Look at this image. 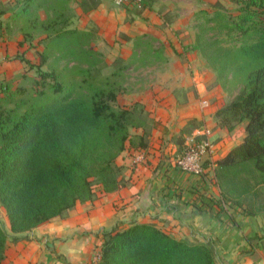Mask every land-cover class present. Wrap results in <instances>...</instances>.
<instances>
[{"label":"trees","instance_id":"1","mask_svg":"<svg viewBox=\"0 0 264 264\" xmlns=\"http://www.w3.org/2000/svg\"><path fill=\"white\" fill-rule=\"evenodd\" d=\"M233 1L239 8L229 30L257 36L225 61L230 65L244 60L248 70L240 93L219 107L214 117L217 126L228 132L242 123L245 126L243 140L217 160L215 179L223 202L255 217L264 213V206L256 209L253 198L257 193L252 192L259 186L264 188V0ZM47 4L48 0H15L12 8L0 7V29L4 25L1 17L8 15V21L24 20L33 28L51 30L55 22L37 19L38 10ZM81 6L87 9V1L83 0ZM141 7H149L147 0H142ZM61 30L55 31L53 40L76 36L75 43L68 41L67 47L87 35ZM44 40L48 41V35ZM46 47L48 50V44ZM81 83L53 84L54 95L49 101H21L0 112V207L12 234L9 237L0 226V264L9 241L17 242L19 235L64 216L78 203L93 201L95 187L109 194L123 186L122 168L116 160L126 150L133 119L135 122L139 117L135 107L143 113V106L134 103L133 109L113 107L110 103L116 101V93L108 80L94 86L87 79ZM81 87L88 91L80 97L76 91ZM7 91L5 88L3 92ZM144 126L139 120L134 125ZM254 181L255 185L251 184ZM256 239L257 246L264 248V236ZM95 264L217 263L208 243L175 239L153 224L131 222L124 229L102 234Z\"/></svg>","mask_w":264,"mask_h":264},{"label":"crops","instance_id":"2","mask_svg":"<svg viewBox=\"0 0 264 264\" xmlns=\"http://www.w3.org/2000/svg\"><path fill=\"white\" fill-rule=\"evenodd\" d=\"M82 1L66 0V3L73 2L96 25L116 27L114 14L128 15L126 6L116 7L107 0H85L87 9L81 6ZM3 17L7 19L8 15ZM150 28L141 34L151 33ZM151 34L165 44L168 43L165 37L170 38L169 34ZM29 52L17 43L0 41V72L6 69V61L12 59L10 55H24L30 61ZM187 56L174 45L166 50L168 67L178 66L179 70L163 83L175 86L162 91L158 88L157 96L148 101V106L142 103L146 114L150 109L147 115L150 123L137 127L133 136L130 132L126 150L119 157H125L118 164L122 168L123 186L109 194L98 192L93 201L78 203L64 216L19 235L17 242H8L1 264H94L102 234L124 229L131 222L153 224L175 239L208 243L217 264H264V248L257 246L256 239L264 236V215L247 216L241 209L223 202L211 174L194 176L172 164L186 140L203 126L212 131L217 160L244 137V123L232 132L217 126L214 114L224 105L222 99L206 108H201L202 101L193 100L190 90L195 88L202 94L207 83L201 81L197 66ZM188 68L192 70L190 75L186 73ZM175 87L184 92L189 104L178 102ZM139 154H144L143 162L131 164V156ZM4 232L12 236L10 229Z\"/></svg>","mask_w":264,"mask_h":264},{"label":"rangeland","instance_id":"3","mask_svg":"<svg viewBox=\"0 0 264 264\" xmlns=\"http://www.w3.org/2000/svg\"><path fill=\"white\" fill-rule=\"evenodd\" d=\"M147 3L149 7L145 9L137 5L126 6L124 9L128 15L124 17L114 14L116 27L94 24L78 11L73 2L67 5L66 0H48L47 7L38 10L37 19L40 22H55L51 27L53 31L46 32L41 26L33 28L24 20L12 22L1 17L4 25L0 29V41L28 48L30 61L25 63L20 60H26L24 55H10L12 59L6 61V69L0 72V112L14 108L21 101H49L54 95L50 86H81L82 79H87L93 86L106 80L112 82L116 101L110 104L117 109H133L134 103L148 106V101L157 96L158 88L162 91L175 86L163 83L166 78L176 76L175 71L179 70L178 66L168 67L166 50L172 45L187 53L190 62L195 63L202 75L201 81L207 83L202 94L195 88L190 90L195 102L204 100L213 105L216 100L222 99L226 104L237 96L244 86L248 68L244 60L230 65H225V61L239 48L255 41L257 36L256 33L243 36L229 30V23L238 14L239 5L233 0H147ZM14 5L15 0L0 3L1 8H12ZM147 27H151V33L169 34L170 38L165 37L168 43L154 37L155 34H141ZM59 30H75L87 35L67 47L68 41L75 43L76 36L65 35L53 40L55 31ZM47 35L48 41L43 42ZM135 43H138L137 47ZM204 48H207L205 53L202 52ZM73 49L78 51L70 53ZM86 51L87 54L84 53ZM83 72H89L90 76ZM41 73L49 77L43 78ZM186 73L190 75L192 70L188 68ZM5 88H8V94L3 92ZM176 88L178 102L189 104L184 92ZM86 91L87 87H81L76 95L84 96ZM40 94L44 97L41 98ZM135 110L139 117L135 122L133 119V127L130 128L132 136L138 120L144 125L150 123L147 118L149 108L146 115L140 113L142 109L138 106ZM136 156H131L133 165H136L133 163ZM124 160L125 157L118 158L117 166ZM251 184L255 185V181ZM94 190L97 196L98 188ZM253 191L257 193L253 199L258 209L264 206V188L259 186ZM0 214V226L5 231L6 228L9 230L1 207Z\"/></svg>","mask_w":264,"mask_h":264},{"label":"built area","instance_id":"4","mask_svg":"<svg viewBox=\"0 0 264 264\" xmlns=\"http://www.w3.org/2000/svg\"><path fill=\"white\" fill-rule=\"evenodd\" d=\"M116 7L129 5L141 6L142 0H107ZM207 101L201 102V108L208 107ZM210 128L203 126L191 138L187 139L180 151L174 156L172 164L184 173L194 176H203L206 173L211 174L215 179L216 169V148L215 142L211 138ZM144 154H139L134 160L135 164L142 163ZM98 260V253L94 257V262Z\"/></svg>","mask_w":264,"mask_h":264}]
</instances>
